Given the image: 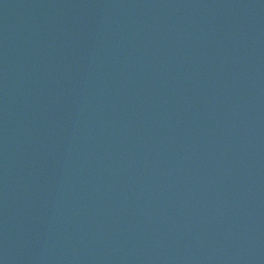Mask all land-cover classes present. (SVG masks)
I'll return each mask as SVG.
<instances>
[{
  "label": "water",
  "instance_id": "obj_1",
  "mask_svg": "<svg viewBox=\"0 0 264 264\" xmlns=\"http://www.w3.org/2000/svg\"><path fill=\"white\" fill-rule=\"evenodd\" d=\"M0 264H264V0H0Z\"/></svg>",
  "mask_w": 264,
  "mask_h": 264
}]
</instances>
